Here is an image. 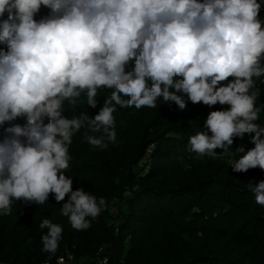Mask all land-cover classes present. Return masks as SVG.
Instances as JSON below:
<instances>
[{"label":"clouds","instance_id":"1","mask_svg":"<svg viewBox=\"0 0 264 264\" xmlns=\"http://www.w3.org/2000/svg\"><path fill=\"white\" fill-rule=\"evenodd\" d=\"M42 6L49 12L37 20ZM261 7L258 0H0V215L11 214L14 200L42 205L53 194L57 203L68 198L60 211L73 229H89L106 201L73 191L66 175L73 136L83 132L89 145L106 148L105 138L116 141L117 105L156 108L161 97L181 110L188 101L227 105L208 113L190 150L215 159V149L227 152L234 138L255 133V147L230 166L264 170V128L254 123L264 105L253 79L264 76ZM101 88L112 91L98 114L84 107L77 114L82 97L97 107ZM251 191L264 206V181ZM39 228L47 229L42 251L55 254L62 227L45 218Z\"/></svg>","mask_w":264,"mask_h":264},{"label":"trees","instance_id":"2","mask_svg":"<svg viewBox=\"0 0 264 264\" xmlns=\"http://www.w3.org/2000/svg\"><path fill=\"white\" fill-rule=\"evenodd\" d=\"M258 2L264 22V0ZM48 12L42 6L35 18L39 20ZM253 79L260 90L257 106L264 105V76ZM111 91L98 90L95 109L86 104V96L82 97L76 113L84 107L94 117ZM156 104V108L139 110L117 105L113 113L116 141L105 138L106 148L89 145L83 132L73 136L66 173L72 177L73 191L83 187L106 201L97 218H88L91 227H71L60 211L67 197L57 203L50 194L42 205L14 200L11 214L0 215V261L40 264L46 259L49 253L42 251L41 237L47 229L41 230L39 224L47 218L63 229L57 251L68 248L85 259L109 241L110 264H264V206L255 202L251 191L264 181V170L257 167L234 172L223 155L233 151L238 159L255 147V133L234 138L227 152L215 149V159L200 156L190 150L189 137L204 130L210 111L228 106L209 108L188 101L181 110L174 103L166 104L162 97ZM63 115L71 118L73 112L66 106ZM254 123L264 128V109ZM145 155L150 157L148 170L139 164ZM115 199L117 223L109 214Z\"/></svg>","mask_w":264,"mask_h":264},{"label":"built area","instance_id":"3","mask_svg":"<svg viewBox=\"0 0 264 264\" xmlns=\"http://www.w3.org/2000/svg\"><path fill=\"white\" fill-rule=\"evenodd\" d=\"M152 145L149 147L148 150H150ZM241 148V144H238V149ZM150 152V151H149ZM225 159L230 165V161L235 160L234 158V152L230 151L228 153H224ZM149 162L150 157L148 155H145L140 160V165L144 167V170H148L149 168ZM110 216L114 223H117L118 220V201L115 199L113 201V205L110 209ZM115 233L118 231V227L115 226L114 228ZM111 242L107 241L102 244H100L94 255L88 257L87 259L83 257H76L68 248H64L61 251H57L55 254H50L49 256L40 262V264H58V260L60 258H63V264H110V256H111ZM0 264H17V263H11L8 261H0Z\"/></svg>","mask_w":264,"mask_h":264}]
</instances>
